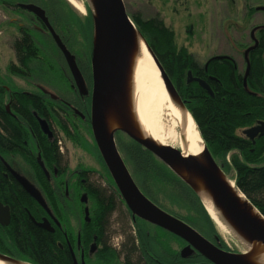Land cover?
Returning <instances> with one entry per match:
<instances>
[{"label":"trees","instance_id":"16d2710c","mask_svg":"<svg viewBox=\"0 0 264 264\" xmlns=\"http://www.w3.org/2000/svg\"><path fill=\"white\" fill-rule=\"evenodd\" d=\"M0 2L7 7H12L10 9L14 11L19 9V4H35L43 8L54 30L75 57L80 70L84 73V65L81 64L79 55L81 52L84 56L86 54L81 43H76V37L74 38L71 33L72 30L76 36V31L74 32L73 28L80 24L74 19L76 14L72 13L71 6L66 0H0ZM61 9L69 12V15L66 16L67 19L62 16L63 10L61 11ZM87 11L93 18L90 9ZM254 11L255 8L251 9L250 14ZM132 19L154 52L160 56L168 74L177 78L187 63V59L184 57L189 54L186 48H178L175 30L166 25L158 15L143 20L141 16L137 15ZM34 20L47 32L40 21L35 17ZM60 23L61 30L58 27ZM192 28L190 27L189 31L191 36L193 35ZM260 30L264 38V28ZM91 47L93 52V43H91ZM13 48L16 61L10 63L8 67L11 75L30 80L35 75L44 76L42 75L44 68L54 71L58 69L61 74L54 79H57L59 83L60 80L64 81L68 89L63 95L59 93L51 95L50 92L42 90L37 92L13 91L0 85V199L5 198L14 211L12 224L8 228L0 226V236L8 238L9 249L17 256L2 249L3 239H0V253L21 260L25 259L33 264H72L69 251L61 249L59 245L61 231L58 229L55 233L50 234L51 232L33 225L24 211V206L31 209L30 201L32 200L22 190L16 189L3 179L5 166L1 158V150L19 152L31 149L32 143L34 146L36 145L37 149H40L42 161L54 165L58 170V174H53L52 180H48L46 184L45 175L39 165L35 168L38 163H34L33 167L42 187L49 196L57 197L63 194L64 181L68 183L67 178L70 170L67 154H62L59 150L61 149L60 142L63 138L73 140V135L77 131L75 121L81 120L83 126L86 127L87 118L80 116L77 112L86 107V94L80 91L68 69L57 68L46 61L42 48L38 46L29 29L19 27V33L13 41ZM257 52L251 53L252 74L245 89L241 83H237L234 70L230 67V74L222 78L224 89L217 90L215 99H209L206 92L198 89H191L188 94L198 100L194 112L190 111L199 126L206 146L209 148L210 142L214 146L208 150L228 173L235 174L238 188L264 216V139L261 144L259 143L260 149H248L253 146V141L245 142L235 135L236 129L252 125L258 115L260 119L264 120V101H261L260 104L259 98L252 95L250 89V87L254 88L258 78L262 76V73L259 72V53L257 55ZM61 57L63 56L61 55ZM43 125H46L48 130H45ZM120 134V132L115 133L117 146L121 153L124 151L127 154L131 164L134 162V166L129 167L128 161L125 160L135 182L147 197L160 206L152 195L154 189L148 187L151 185L147 181L153 179L155 182H162L161 187H164L167 180L164 178L167 176L166 174L175 175V173L165 163L156 161L155 156L135 139L122 133L121 135L128 138L125 139ZM233 150H237L239 154L232 156L229 163L226 159L228 153ZM155 162L159 165L157 170L153 166H157ZM149 168H152L153 173H149ZM153 174L155 176L151 177ZM77 178L81 191L86 192L95 203V215L92 216L89 224H85V227H90V239L96 237L95 241L106 244L111 236L130 234L126 219L119 220L114 217L115 212L121 214L126 206L120 193L113 185V181L109 180L115 190L104 187L96 174L90 170H79ZM198 204L201 208V211L199 209L201 215L208 216L201 203L198 202ZM38 208L40 209V207ZM126 239L128 244L134 240L131 235Z\"/></svg>","mask_w":264,"mask_h":264},{"label":"rangeland","instance_id":"374dc122","mask_svg":"<svg viewBox=\"0 0 264 264\" xmlns=\"http://www.w3.org/2000/svg\"><path fill=\"white\" fill-rule=\"evenodd\" d=\"M85 8V14L78 11L69 2L72 13H75L74 19L80 24L75 25L73 28L76 36L71 30L72 36L76 39V43H81L83 52L79 55L80 62L83 66L86 80L84 88L80 89L86 94V104L84 110H79L82 117H86L88 123L83 126L81 120L75 121L77 125V131L74 133L73 140L67 138L62 139L60 147L68 150L69 154V170L70 174L67 178L69 186V192L71 194V201H68V211L74 215H77L78 222L75 219L76 229L74 230V236L78 231V228L85 221L84 208H89L93 213L95 203L92 201L78 185L77 173L79 170H90L101 176L103 179H109L113 181V178L105 165L101 154L98 150V146L94 139L93 130L91 126V104H92V92H93V64L95 62V40L96 33L99 27L98 22V2L97 0H77ZM127 8L129 16H141L143 19H149L156 15L161 17L166 25L173 28L176 32V44L178 48H186L188 53L197 52L199 56L206 57L208 51L212 53L224 52L229 50L230 53L234 54L241 66L245 67L243 59V50L245 47L240 45H250V34L252 28L256 24L264 25V13L260 12L258 15L250 14L251 9L259 6H264V0H123ZM14 7V6H13ZM12 7H7L0 2V85L10 88L13 91H26V92H37L42 90L43 92L65 94L68 89L66 83L57 79V73L61 74L58 69L48 70L44 68L42 77L35 75L30 80L13 76L10 74L8 67L10 63L16 61V55L13 48L14 38L19 33V27H25L29 29L37 44L45 54V59L52 66L57 68H66V63L60 55V51L55 45L50 34L40 28V25L36 23L32 14L22 10L21 8L17 11H12ZM68 8V11L70 12ZM87 9L93 13V18L89 16ZM63 10V11H62ZM257 10V8H256ZM61 14L67 19L69 12L65 9H61ZM70 17V16H69ZM92 19V20H91ZM133 20V19H132ZM61 30V23L58 25ZM190 27L192 28L193 35L189 34ZM66 32L65 30H63ZM70 33V32H69ZM147 34V33H146ZM71 35V34H70ZM249 40V41H248ZM93 41V42H92ZM91 43H94V52H92ZM248 43V44H247ZM211 46V49L207 51L206 46ZM79 47V45L77 44ZM247 47V46H246ZM91 48V55H90ZM89 61H88V58ZM65 70V69H64ZM122 66L118 72L117 82L122 78ZM64 73V72H63ZM34 74H37L34 72ZM56 74V75H55ZM52 76V77H48ZM58 89V90H56ZM121 134H126L122 131H118ZM120 134V135H121ZM63 136V135H61ZM125 139H128L124 135H121ZM124 142V141H123ZM128 142V141H127ZM165 145V144H164ZM169 148H175L170 145H165ZM31 149H36L34 144H31ZM130 149V148H126ZM178 149V147L176 148ZM210 152V151H209ZM211 157L213 158L211 152ZM123 162L126 160L130 166H134V162L131 164L127 158V154L123 151L121 153ZM209 157V156H208ZM152 159L151 157H149ZM149 159V160H150ZM156 161L161 162L156 157ZM215 161V159L213 158ZM153 161V160H152ZM154 162V161H153ZM156 163V162H155ZM163 163V162H161ZM216 164H218L215 161ZM157 164V163H156ZM124 165L127 166L126 162ZM157 170L159 165H153ZM218 166V165H217ZM18 167V166H17ZM128 167V166H127ZM126 167V168H127ZM28 178L33 180V176L29 168L24 165V170L18 167ZM150 169V168H149ZM148 169V171H149ZM152 169V168H151ZM149 173H153L151 170ZM223 172L227 177L235 179V174L228 173L223 166ZM150 173V174H151ZM166 184L161 187L162 182H155L153 179H148V186L152 190V195L155 197L156 202L160 204L161 208L176 216L178 220L191 222L192 225L208 240L213 241L214 235H218L225 247L230 251L238 252L242 247L238 244L237 240L218 226L213 220L206 223L203 215L199 212L201 208L198 204V199L194 192L182 183L178 176L174 174H166ZM153 174L151 177H154ZM38 178V177H37ZM39 180V178H38ZM63 194L65 190L63 188ZM85 200L84 205L80 202ZM144 225L141 221H136L133 225ZM212 225V227H211ZM66 228V227H65ZM215 234H213L214 232ZM73 235V234H72ZM162 238V237H161ZM217 241V240H215ZM5 246L10 247V243L7 239H3ZM167 246H159L160 249L168 248ZM171 247H174L171 245ZM159 256L163 255L161 250L156 252ZM156 253L154 256L158 257ZM162 260V259H161ZM166 263L168 261L164 260ZM107 264H112L108 262Z\"/></svg>","mask_w":264,"mask_h":264},{"label":"flooded vegetation","instance_id":"af4514ba","mask_svg":"<svg viewBox=\"0 0 264 264\" xmlns=\"http://www.w3.org/2000/svg\"><path fill=\"white\" fill-rule=\"evenodd\" d=\"M256 8H261V6ZM256 8L252 16L258 15V13L260 12L264 13L263 10H256ZM12 11L14 10L12 9ZM261 23L256 24L251 30V44L246 45L247 47L245 46V44L240 45L241 47H245L243 50L245 67L240 65L238 58L234 54L230 53L229 50L221 53H212V51L210 50L211 46L209 44L206 46V49L207 51H210H208L206 57L199 56L197 52L188 53L189 56L184 57L187 59V63L184 66L183 71L177 76V78H175L174 76L171 77L168 74L167 70L164 68L160 56L157 54L161 65L169 75L177 90V93L186 104V106L189 107L190 110H192V112H194V110L196 109L198 100L190 96L188 94L189 91H191V89H198L203 91L204 93L206 92L209 99H215L217 96V90L224 89V82L222 78L227 77L228 74H230V67H232V69L234 70V76L237 83H241V85L245 89L248 83V79L252 74L251 53H253L254 51H258L257 55L259 53V72L262 73V76L258 78L257 84L254 86V88L250 87V89L252 95L259 98L260 104L261 101H264V38L262 37L260 30L264 28V25ZM251 48L254 49L249 51ZM57 74L59 75V73ZM190 74L191 76H189ZM82 75L84 77V80H86L83 72ZM201 83H205L209 91L203 88L201 86ZM261 122H264V120L260 119L258 115L257 119H255L252 125L248 127H240L235 130V135L238 138L244 140L245 142L253 141V146L248 149L261 148L259 143L261 144V141H263L264 134L256 132L255 136L253 135V137H250L247 134L248 131L257 128L260 125L259 123ZM51 135L53 136V133H51ZM61 143L62 142H60V144ZM213 147V144L210 142L209 148L207 147V149H212ZM59 150L62 154H67L68 156V150L62 148ZM39 151L40 149H37V147L36 149H24L19 152H9L1 150V158L5 166L3 179L6 180L11 186H14L16 189L22 190L32 200L30 201L31 209L24 206V211L26 212L33 225L40 229H44L40 226V224L47 222L54 229L53 232L49 231L51 232L50 234L55 233L56 231H58V229L61 231L60 234L62 236L61 240L59 241V245L61 249L69 251L72 264H107L109 261L112 262V264H212L196 250H194L193 247L190 246L189 243H187L185 240L166 231L161 227L141 220L138 217H134L133 213H131L127 209V207L124 211H122L123 214H120V212H115L116 214L114 215V217H116L115 219L119 218V220H121L122 218L126 219L129 227L128 232H130V234L127 233L126 235L118 234V236H111L110 239L106 241V244H101V242L95 241V239H97L96 237L95 239L93 238L94 240L92 238L90 239V227H85V224H89L92 220V216L94 217L95 214L94 211L93 213H91L89 208H84L86 216L85 221L78 228L76 236H74V230L76 229L75 219L78 222V214L74 215L69 212L68 205H66L68 201H71V194L68 189L69 184L67 183V181H64L65 194H60L57 197L47 195L45 189L41 185V182L37 178V173L35 172V169L33 167L35 166L34 163H38L35 168H37V166L39 165L42 173L45 175L46 184L48 180H52L53 174H58V170L56 167H54V165H51L48 162H43ZM236 154H239L237 150L229 152L226 159L227 162L230 163L232 156ZM215 161L219 164L217 159H215ZM24 165L29 168L31 175L33 176V180L24 176L25 174L21 170H19L18 167L24 170ZM221 167L223 168V165H221ZM10 170H13L15 173L19 174L39 193L43 205L40 204L31 194L27 192V190L14 177ZM97 177L100 179L99 181L104 187L114 189L108 178L103 179L99 175ZM113 183V185L117 189L114 181ZM84 194L88 196L86 192H84ZM88 198L90 197L88 196ZM151 201L154 202L153 200ZM84 202L85 200H82V202L80 203L84 205ZM0 204H2L3 208H9L10 220L8 226H2L0 224L1 227L8 228L12 224L14 211L10 203L5 198L0 199ZM38 207H40V209ZM86 210H88L89 212L88 215L86 214ZM166 212L170 216H173V214H171L170 212ZM173 217L177 219L176 216ZM203 218L206 223L211 222L207 217ZM138 220L143 222L144 225H133ZM183 222L189 225L191 228H195L196 230V227L192 225L191 222H188L187 220ZM213 234H215V232ZM130 235L131 238L134 239V242L130 241V243L128 244L126 237H129ZM4 238L5 236H0L1 240ZM210 242L217 248L230 252L225 247V244L218 235L215 234L214 240ZM1 243L2 249L10 252L11 254H14L8 246H5L3 240ZM161 245L169 246L168 248L160 249L159 246ZM171 245L174 247H171ZM157 250H161L163 255L159 256L156 253ZM153 253H156L158 257L154 256ZM14 255L17 256V254ZM164 260L168 261L169 263H166Z\"/></svg>","mask_w":264,"mask_h":264},{"label":"bare ground","instance_id":"6f19581e","mask_svg":"<svg viewBox=\"0 0 264 264\" xmlns=\"http://www.w3.org/2000/svg\"><path fill=\"white\" fill-rule=\"evenodd\" d=\"M67 1L85 14L80 2ZM98 22L96 60L97 66L102 67L107 59V40L102 19L98 18ZM121 66L123 75L119 82L117 73L114 75L107 71L100 75L104 86L102 113L106 139L120 130L160 147H178L184 157L196 159L200 165L209 168L203 156L206 146L194 119L167 84L151 49L135 25L130 38L125 41ZM174 170L199 195L214 222L242 247L241 254L237 256L239 262L264 264V238L243 229L229 215L203 174L196 169L187 170L182 165H175ZM215 175L237 202L240 211L261 227L264 237V217L246 200L233 181L219 171ZM0 264L29 263L0 254Z\"/></svg>","mask_w":264,"mask_h":264},{"label":"water","instance_id":"95a60500","mask_svg":"<svg viewBox=\"0 0 264 264\" xmlns=\"http://www.w3.org/2000/svg\"><path fill=\"white\" fill-rule=\"evenodd\" d=\"M97 2H98V16L100 19H102L105 27V36L107 40V59H106V63L102 67L97 66L96 59L93 64L91 125H92L93 135L96 144L99 148V151L104 159V162L108 170L110 171L113 177V180L118 188L121 197L124 199L128 209L131 211V213H133L134 217H138L141 220H144L153 225L161 227L166 231L185 240L187 243H189L190 246L193 247L194 250H196L199 254H201L205 259L210 261L212 264H241L237 258V256L241 253L236 254L217 248L209 240L204 238L197 230L191 228L183 221L178 220L173 216H170L169 214L161 210L159 207L154 205L142 193V191L139 189L137 184L134 182L126 166L124 165V162L118 152L117 145L115 142L116 131L111 134L109 140L106 139L104 127H103V113H102L104 86H103V82L101 81L100 75L106 74L107 71H110L114 73V75L115 73H117L116 76L118 77L119 75L118 72L121 69V62L124 55L125 41H127L131 36L132 27L134 23L127 12V8L123 0H97ZM20 8L28 11L29 13H32L48 29L50 35L52 36L54 42L56 43V46L64 56L69 71L71 72L77 86L80 89H83L84 79L76 63V60L72 55V53L68 50L66 45L63 43L60 36L53 29L48 17L46 16L45 10L35 4H29V5L21 4ZM258 10L264 11V7L258 8ZM149 48L151 49V52L155 57L157 64L167 84L174 92L176 97L179 99V101L182 103V105L185 107L184 102L177 93V90L173 82L171 81L169 75L160 64L153 49L150 46ZM253 49L254 48H251L249 51ZM95 56H96V40H95ZM189 76H191V74ZM201 86L207 89V85L205 83H201ZM259 124L260 125L257 128H254L247 132V134L250 137H253V135L255 136L256 132L264 134V122H261ZM132 138L135 139L137 142H139L145 149L149 150L159 160L167 164L173 170L175 165H182L187 170L196 169L197 171L202 173L205 179L207 180L209 186L218 197L219 203L226 209L229 215L243 229L253 234H257L262 239L264 238L263 230L261 229V227H259V225H257L255 221H253L248 216H245L240 211L237 202L229 195L227 189L224 187V185L219 181V179L215 175L217 171L223 174L224 172L219 166H217V164L211 157L208 149H205L203 155L205 162L209 167V168H205L203 167V165H200V163L196 159H188L184 157L182 150H178L176 148L162 147V146L160 147L149 141L141 140L135 137ZM10 171L12 172L14 177L22 184V186L27 190V192L31 194L40 204L43 205L39 193L19 174L15 173L13 170ZM234 184L236 188L243 194L246 200L254 208H256L252 204V202L247 198V196L238 188L235 182ZM88 213H89L88 210H86L87 215ZM9 220H10L9 208L7 207L3 208L2 204H0V224L2 226H8ZM40 226L47 231H52V232L54 231L51 225L47 222L40 224Z\"/></svg>","mask_w":264,"mask_h":264},{"label":"crops","instance_id":"0c3cea01","mask_svg":"<svg viewBox=\"0 0 264 264\" xmlns=\"http://www.w3.org/2000/svg\"><path fill=\"white\" fill-rule=\"evenodd\" d=\"M203 217H205V218H206V216H205V215H203Z\"/></svg>","mask_w":264,"mask_h":264}]
</instances>
